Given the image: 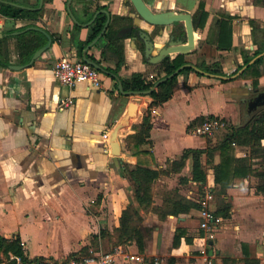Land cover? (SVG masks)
Returning <instances> with one entry per match:
<instances>
[{"label": "crops", "instance_id": "0c3cea01", "mask_svg": "<svg viewBox=\"0 0 264 264\" xmlns=\"http://www.w3.org/2000/svg\"><path fill=\"white\" fill-rule=\"evenodd\" d=\"M16 1L37 6L40 0ZM145 1L153 11L191 13L196 35L195 48L186 53L191 63H219L225 75H231L264 47V0ZM201 2L207 12L202 27ZM68 4L69 0H45L41 16L32 21L0 13L2 58L10 62L9 66L0 65V235H19L30 260L99 251L105 236L114 233L131 203L126 167L141 164L162 169L168 161L178 159L185 148L207 147L203 136L189 132L191 122L210 114L229 118L231 115L211 109L214 101L234 106L231 98H243L245 93L254 91L251 78L239 75L223 80L187 70L178 74L175 91L164 103L151 105L153 98L149 94L123 93L115 75L122 81L134 73H142L148 81L165 75L161 70L165 59L156 62L153 57L170 43L173 34L183 35V23L152 25L140 17L131 0H71L75 21ZM101 9L109 11L110 21L87 49V57L99 60L115 75L101 71L99 87L83 82L63 84L54 74L55 64L62 58H84L86 48L99 35L91 39L96 18L103 12L90 21ZM225 15L233 16L230 50H221L217 45L218 20ZM29 23L53 33V43L33 64L13 69L12 64H20L19 39L16 33L9 32ZM109 28L126 34L118 40L124 54L119 67V55L108 46ZM141 32L151 36V49ZM176 55L168 58L172 60ZM258 87H264V74ZM69 98L73 102L62 108ZM135 98L150 103H139ZM147 109L152 123L150 141L138 145L133 136ZM105 133H109L108 138L103 136ZM105 146L110 152L104 150ZM237 148L236 156H245L246 149ZM171 173L197 184L192 179V156L181 170ZM257 177L250 174L235 178L227 190L231 216L223 218L212 230L200 226L201 200L183 193L180 196L199 204L188 216L178 217L177 227L185 228L193 242L188 243L183 237L178 246H173L176 216H151L157 225L149 239L143 229L144 251L139 253L138 244L130 240L133 257L121 256L117 264H148L146 261L155 254L174 256L171 264H206L205 259L210 257L212 264H224V258L245 264V251L264 264V193L257 191ZM215 198L211 201L213 211L217 208ZM194 221L198 222L199 231L204 230L203 240L208 248L193 234ZM194 249L200 254L189 253Z\"/></svg>", "mask_w": 264, "mask_h": 264}, {"label": "trees", "instance_id": "16d2710c", "mask_svg": "<svg viewBox=\"0 0 264 264\" xmlns=\"http://www.w3.org/2000/svg\"><path fill=\"white\" fill-rule=\"evenodd\" d=\"M24 5H27L24 1H16ZM200 19L199 26H204L207 12L204 9V3H200ZM43 12V7L41 9H28L24 7H19L14 4H11L6 1H0V13L6 17L17 18V19H27V20H37ZM233 16L225 15L218 20L219 24V34L217 39L218 48L221 50H230L233 45V30H232V21ZM107 21V15L101 13L98 15L93 26L92 38L96 37L103 30L104 25ZM252 23V22H251ZM29 26H34L28 28ZM15 31L9 32V34L14 33ZM50 33L53 36V33L49 32L48 29L37 25L35 23H29L18 29L17 37L19 39V55H20V64H28L33 56V54L45 45L48 41L47 33ZM185 31L182 29V34ZM126 36L125 33H122L120 30L108 29L106 32V37L109 40V48L116 51L119 55L118 67L121 66L124 61L123 48L119 46L118 40ZM84 44H80V49H83ZM49 50V49H48ZM47 50V51H48ZM264 51V47L257 49L255 54L247 58L239 68H237L231 75L238 72L246 63H248L254 56L258 55ZM3 53L1 50V40H0V65L9 66L10 62L2 58ZM100 63L99 60H95ZM189 62L186 59L185 53H178L172 60L166 58L161 64V70L168 75L174 72L178 67L184 63ZM33 64V63H32ZM202 69L213 72L225 74L219 66V63H213L211 65H205L197 63ZM264 65V55L258 57L252 64H250L244 72L241 74L245 79L251 78L253 83V88H258L260 83V77L264 74V70L261 69ZM194 70L191 66H186L180 71ZM199 72V71H197ZM202 74L201 72H199ZM179 74V73H178ZM177 75L169 78L168 80L161 82L157 88L152 90L149 95L153 98L154 104H161L169 100L176 88L177 85ZM164 75V76H165ZM164 76H160L155 81H148L142 73H134L129 79L123 80L124 89L129 90H147L150 89L156 81L161 79ZM225 80V79H223ZM150 109L145 111L143 116V121L141 123L140 129L136 135L133 136L136 143L145 144L150 141V130L152 128L151 115L149 112ZM256 115L255 112L249 115L247 122L244 125L234 127L229 125L231 131L226 134L221 143L217 145H208L205 148H185L183 153L178 159L172 161L173 169L172 170H181L186 163V160L192 156L193 158V177L192 179L197 182H206L208 179V171L205 167L206 163H214V156L217 150L220 151L221 160L218 163H214L213 169L215 172V182L218 187L216 189L217 196V208L215 214L223 218H229L231 216L232 203L230 198L227 196V190L233 183V180L237 177H247L250 174H254L259 177L260 181L257 184V191L264 193V160L261 163L263 169L255 167V165L250 162L249 157H252L253 154L257 153L261 147L262 140L264 139V110L261 113ZM216 117L213 114L202 115L194 119L190 126L200 124L208 119ZM233 143H236L238 146L246 149L245 156L239 157L236 156L235 148ZM250 155V156H249ZM205 156V161L203 160ZM163 170L153 169L148 166L137 164L134 166L126 167V176L133 183L135 197L140 205H148L152 203V190L151 185L156 178L160 176ZM183 181H188L186 177L182 179ZM193 208H199L197 202L186 199L184 196H180L177 199L171 201L170 209L162 213V217H165L167 214H172L176 217H186L189 215L190 211ZM130 208L128 207L123 211V214L120 219V226L118 229L122 230L125 234V241L129 242L130 240H135L138 244L139 250L141 252L145 249L144 234L140 227L133 226L130 219L131 215L129 213ZM105 231L103 232V234ZM187 234V230L182 227H177L174 234L173 246H178L181 243L182 238L184 237L188 243H192L194 238L190 237ZM123 237V236H122ZM209 251V249H208ZM83 253H90L89 251H84ZM247 257L245 258V264H260L258 258L250 257L248 252L245 251ZM12 255H20L25 258V249L22 243L21 237L16 235L12 238L5 237L0 235V262L8 261L11 263L10 258ZM224 264H237V259L235 258H224Z\"/></svg>", "mask_w": 264, "mask_h": 264}, {"label": "rangeland", "instance_id": "374dc122", "mask_svg": "<svg viewBox=\"0 0 264 264\" xmlns=\"http://www.w3.org/2000/svg\"><path fill=\"white\" fill-rule=\"evenodd\" d=\"M252 85H253V83H252ZM253 89H254V91H255V89L264 90V87H258V88H253ZM245 94H246V96H244L243 98L236 95L237 97L234 96L235 98L233 97V99L232 98L230 99V100H232L231 103L233 102V100H235V102H236V103L234 102L235 107L233 105L231 106L230 104L228 105V104H226L220 100H217V102L214 101V105H212L211 109L212 110H218L221 113L231 115V116H229V118L224 117L222 119L226 120L227 123H230V125H233L234 127L244 125L247 122L249 115L251 113L255 112L256 115H259L258 113H261L264 110V107L259 108L258 110L257 109L249 110L248 100L252 96L251 90L249 93L247 92ZM219 118H221V116ZM194 126H192L189 129V132H191V129ZM228 126L229 125H227L225 123L224 126L220 127L219 129H216L211 133L201 135L207 140L206 145H212V146L217 145L218 146L221 143V141L223 140V138L226 136V134L231 131V128ZM136 130H138V128ZM136 134H137V132H136ZM261 144L262 145H261L259 151L255 154H253L252 157H249V159H250V162H252L255 165V167H259L260 169H263L261 163L264 160V139L262 140ZM233 146L235 148V153L237 155V151H238L237 146L238 145L236 143H233ZM203 160L205 161V156H203ZM220 160H221L220 151L217 150L215 152V156H214V163H218V162H220ZM171 163L172 162L168 161L167 166L165 168L159 169V170H163V171L160 174V176L158 178H156L151 185V190H152L151 192H152V197H153L152 203H148V205H140L138 203L136 197H135L133 183L131 182L129 187H128L129 189L132 190V192L129 193L130 201H131V203L128 206V209L130 208L129 213L131 215V219L129 222H131V224L133 226H138L140 228L142 227L141 230H142L143 234L145 231L147 239H149V237L152 236V234L155 230V227L157 225V222L153 223V220L150 217L151 216H156V217L158 216L159 218L163 219L162 213H164L165 211L170 209L171 201H173L174 199H177L183 193L185 195H190L191 197H196V198H198V201H200L203 199V196L206 194V192L210 188L215 192L217 187H218L217 183L214 180L215 172H214V169L212 166L214 163H206V162L204 163L205 167L207 168V171H208V179L204 183L195 181L197 183L196 185L194 183H190L189 180L186 182H183L182 178L180 176H175L173 173H171V172H177V170H175V169L172 170L173 165ZM257 178H258L257 181L259 182L260 179H259V177H257ZM235 180L236 179L233 180V183ZM213 181H214L215 185L212 184ZM216 198H217V196H216ZM216 198H215V200H216V204H217ZM193 223H194L193 234L197 235L196 237L198 238V241L202 245H205L208 248L207 243L203 240L204 230L202 229L203 233L201 231H199V229H198L199 226H198L197 221H194ZM177 225H178V217H176V220L174 221L175 230L177 228ZM119 226L115 227L114 233L111 235L110 234L106 235V232L104 233V235H106L105 236L106 239L102 242L103 246L100 247L99 251H109L116 246H120L121 249H123L124 254L130 255V253H131L130 249H129L130 242L125 241L126 236L122 230L118 229ZM143 229H144V231H143ZM199 237H202V238L199 239ZM132 243H136V242L134 241ZM136 245H137V243H136ZM137 249H139L138 245H137ZM182 251L184 253H187V252H185V249ZM140 252L141 251L139 250V253ZM183 252H182V254H183ZM189 253L194 254V255L200 254V252L195 250V249L191 250ZM162 257L165 258L163 264H171L172 259H174V256H171V255L155 254L154 256L150 257V259H148L146 262L148 264H151V262L154 263V261L157 258L160 259ZM181 258L185 260L186 258H189V257H181ZM211 259H212L211 257L206 258L205 259L206 264H212Z\"/></svg>", "mask_w": 264, "mask_h": 264}, {"label": "water", "instance_id": "95a60500", "mask_svg": "<svg viewBox=\"0 0 264 264\" xmlns=\"http://www.w3.org/2000/svg\"><path fill=\"white\" fill-rule=\"evenodd\" d=\"M0 1H6V2H9V3L14 4L16 6H19V7H24V8H28V9H36V10L41 9L44 5V2H45V0H40L39 4L37 6H29V5H24V4L14 2V1H10V0H0ZM131 1H132L133 5L135 6L136 11L140 15V17H142L145 21H147L148 23H150L152 25H155V24L170 25L171 23H175L177 21H180L183 23L185 33L181 37H175V35L173 34L172 40L170 41V43L165 45L161 49L159 54H157L156 56L153 57L154 61H156V62L163 61L164 59L168 58L173 53H177V54L178 53H185L186 54L195 48V46H196L195 28H194V21H193V17L191 15V13L184 12V11H177L176 12V11H172V10L153 11L145 0H131ZM70 3H71V0H69V4H68L69 11H70L73 19L75 21H77L75 16L72 13ZM100 12H103L107 15V21L104 25L103 30L98 35V37H96L92 41V43H90V45L86 48V50L84 52V58L83 59L85 61L91 63L93 66L97 67L100 71H104L106 73H110L111 75H113L114 73H111L110 71L106 70L99 62H97L95 60H91L87 57V49L91 45H93L98 40V38L104 33V31L107 28V25L110 21L109 11L107 9H101V10L97 11V13H95L93 19L90 22L94 21V19L96 18V16ZM31 27H34V26H29V27H27V29L31 28ZM14 33H18V31H16ZM46 33L48 36L47 43L45 45H43L41 48H39L33 54L30 62L26 65H31L37 58H39L45 51H47L51 47V45L53 43V36L48 32H46ZM141 33H142V36L148 42L149 49H151L153 47V40L151 39V36L147 32H141ZM3 35L4 34L1 32V29H0V37H2ZM263 55H264V51H262L261 53H259L256 56H254L248 63H246L241 69H239L237 73H235L233 75H225V74H220V73L209 72V71L202 69L201 67H199L195 63L187 62V63H184L183 65H181L180 67H178L174 72H172L168 75H165L164 77H162L161 79L156 81V83L150 89L143 90V91H139V90L126 91L124 89L123 81L117 75H115V74L114 75L117 77V79L119 81V89L123 93L132 94V95H142V94H149L152 90L157 88L161 82H164V81L168 80L169 78H172L173 76L177 75L186 66H191L195 71H199L205 75L219 77L221 79H230L232 77H236V76L241 75L244 72V70L250 64H252L258 57H261ZM24 66H25V64H12L11 65V67L13 69H20ZM135 101L139 102V103L149 102L147 99H143V98H135ZM255 105L256 106H258V105L264 106V90H260L259 93L257 94ZM113 147H114L113 153L116 155L118 153V151L116 149L117 147H116L115 143H113ZM0 264H8V263L3 262Z\"/></svg>", "mask_w": 264, "mask_h": 264}, {"label": "built area", "instance_id": "2783aa9c", "mask_svg": "<svg viewBox=\"0 0 264 264\" xmlns=\"http://www.w3.org/2000/svg\"><path fill=\"white\" fill-rule=\"evenodd\" d=\"M54 74L60 82L67 85H75L79 82L86 83L92 87L102 85L101 71L84 59L62 58L55 64ZM72 102L73 99L69 98L61 107L64 108ZM224 124L225 121L222 118L214 117L195 125L191 129V132L197 135L208 134L224 126ZM103 136L108 138L109 133H105ZM104 150L110 152L108 146H105ZM214 198V191L210 188L201 200L200 209L202 221L200 226L203 229L212 230L223 221V217L216 215L215 211L211 208V201ZM121 256L125 258L126 254H124L120 246H116L109 251L81 252L62 258H43L39 260H30L20 255H12L10 258L11 263L8 261L5 262L8 264H117ZM127 257L133 256L127 255ZM163 263L164 258H157L153 264Z\"/></svg>", "mask_w": 264, "mask_h": 264}, {"label": "flooded vegetation", "instance_id": "af4514ba", "mask_svg": "<svg viewBox=\"0 0 264 264\" xmlns=\"http://www.w3.org/2000/svg\"><path fill=\"white\" fill-rule=\"evenodd\" d=\"M259 91L260 90H256L255 89V91L252 92V96L248 100V108H249V110H252V109H257L258 110L259 108H263L264 107L262 105H258V106L255 105L256 97H257V94L259 93Z\"/></svg>", "mask_w": 264, "mask_h": 264}, {"label": "bare ground", "instance_id": "6f19581e", "mask_svg": "<svg viewBox=\"0 0 264 264\" xmlns=\"http://www.w3.org/2000/svg\"><path fill=\"white\" fill-rule=\"evenodd\" d=\"M195 38H196V35H195Z\"/></svg>", "mask_w": 264, "mask_h": 264}]
</instances>
